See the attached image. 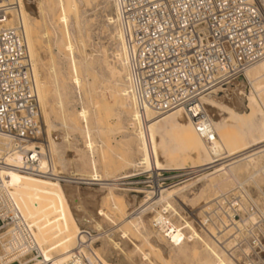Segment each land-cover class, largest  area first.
<instances>
[{
  "label": "built area",
  "instance_id": "built-area-1",
  "mask_svg": "<svg viewBox=\"0 0 264 264\" xmlns=\"http://www.w3.org/2000/svg\"><path fill=\"white\" fill-rule=\"evenodd\" d=\"M113 3L114 25L124 46L127 91L138 111L142 114L149 110L157 116L181 111L193 120V128L205 144L212 145L216 135L202 110L201 99L234 83L245 69L264 58V0H113ZM18 12V0H0V140L8 145L0 150V184L3 174L16 171L78 188L113 186L129 194L144 188L155 196L162 189L175 187L206 170L202 167L137 170L100 181L95 173L92 177H78L54 172L51 163L41 169L39 161L45 155L26 147L28 141L41 133V113ZM15 153L24 158L17 166L7 162V157ZM253 201L237 185L218 194L211 204V213L220 216L214 224L216 231L224 232L232 227L230 222L255 215ZM211 213H207L209 220ZM23 222L17 209L13 215L4 216L0 205V233L10 232L2 241L3 247L16 239L15 234L20 238L16 248L13 247L14 254H3L0 264H10V258L18 253L21 256L17 264L31 263L39 257L30 229ZM154 223V228L159 227ZM232 231L234 235L239 233L238 229ZM113 232L107 228L91 232L81 229L68 263L100 261L93 249L108 235L117 239ZM235 242L236 239L230 249L223 242L220 244L235 264H253L248 258H234L238 249Z\"/></svg>",
  "mask_w": 264,
  "mask_h": 264
},
{
  "label": "rangeland",
  "instance_id": "rangeland-1",
  "mask_svg": "<svg viewBox=\"0 0 264 264\" xmlns=\"http://www.w3.org/2000/svg\"><path fill=\"white\" fill-rule=\"evenodd\" d=\"M40 1L41 11L34 16L35 22L33 25L35 35L38 39L35 57L37 72L39 80L44 83L46 90L44 100L48 114L46 115L44 111L45 121L46 118H48L52 126H54L56 133L61 136L63 129L61 128V118L54 105V91L56 83L53 77L57 75V80L67 82L69 67L66 60V52L63 51L61 46L62 32L60 25L56 20L58 15V7L57 5L55 6L56 0ZM112 5L111 0H83V3L78 7V10L80 9V12L78 11L79 18L83 21L80 24L79 34L81 43L78 44L79 51L77 60L78 65L81 67L78 73L82 76L81 97L89 109H91L93 105H97L92 110L93 113L90 116V120L95 125H92L93 128L95 127L92 135L98 142V145L100 142L102 143V145H100L105 153V160L101 161V155L99 154L100 151H96L95 160L98 170L101 174L106 173L107 176L105 179L108 180L116 175L128 172L131 173L133 165L137 162L138 158L135 153V143L131 133L132 129L128 126L124 113H122L119 108H116L119 105V98L115 96L114 92L119 89L120 85L118 84H121V79H111L108 74V68L113 65L111 63L112 55L115 53L117 46V42L112 39L113 30L111 22H109L111 20L108 21V18L111 19L114 14V8ZM82 26L83 28H81ZM82 67L87 68V76L83 75ZM91 82L93 84L91 87L92 90L87 86L90 85ZM75 97L76 96H74V102L72 103L73 111L70 110V115L72 114V117H75V113L78 111L74 105ZM242 106H238L236 108L230 107L229 109V106L227 108L226 105H223L218 110V114H216L217 117H214L213 123L215 122L214 124L218 126L220 124L219 127L221 128L218 130L221 131L219 132L220 139L223 138V140L221 139L222 145L218 144L214 151H212L211 155H208L207 150L202 144L196 142L194 134L190 129L187 127H177L174 119H165V124L168 127L161 128L159 126H155L153 131L158 144H161V148L159 150V153L161 152L159 154V161L162 166H165L164 169L167 167V169L173 170L197 167L206 169L202 173L186 179L184 182H181V184L175 187L170 189L167 188L169 191H175L176 193L172 194L171 198L173 208L184 218L185 221L189 222L193 226V229L200 236L203 242L200 240H196L195 242L190 241L187 238L190 236L191 232L185 230L183 231L185 235V246L183 245L182 248H186V251L181 248L182 250L180 252L177 248L169 247L166 242L167 238L166 241L161 238L163 235L162 232L158 228H154L152 223L153 217L156 216L157 213L162 212L161 204L152 205V207L148 206L149 208L146 207V209L148 208L147 210L144 206L141 208H144V211L142 210L143 212L138 215L136 211L138 212L141 210H138V207L143 199V195H138V198L135 201L136 205L134 204L133 206L134 208H122L119 210L120 213H118V211L114 212L116 210L112 211V220L114 221L113 224L108 221H100L101 230L104 228H107L110 231L114 230L115 233L113 232V234L118 237L117 239L112 240L113 236L108 235V239H102L95 246V249H93L103 264H129L130 261L137 260L140 255V252L137 250L125 249L122 243L120 244V248L124 250L126 255L129 253L127 256L124 255L120 249L114 248L113 246V242L116 243L119 241L121 231H125V229L130 231L129 229L131 228L127 224V220H125L130 215H132L133 218L140 217L143 221L144 227L139 230L131 229V232L128 233L129 236L138 242L140 250H146V252L150 253L151 258L156 264H202V261L205 258V244L214 247V250L224 261L227 260L225 257L226 254V256H228L235 264L236 262L228 254L227 250L221 248V244L217 243L218 246H220L219 248L224 251V253L219 251V249L214 245L213 242L216 238L214 237L212 230L208 228V226L211 225L217 233L214 224L219 221L220 216L211 213V204L213 199L220 194L219 191L225 192L236 185L235 178L236 180L238 179V181L242 182L241 185H244V189L254 200L257 213L253 216V218H251V222L249 221V223L243 227L241 232L235 234L237 235V238L234 245L237 244L236 248L238 249L234 254V258H248L253 262V264H264V180L259 181L258 179H255L256 184L258 185L257 187L256 184L248 179V176L253 171V166L255 167L259 163L258 159L260 158L256 156L254 163L247 159L244 160L246 156L264 149V126L262 123L264 122V115L259 111L257 104L251 100L246 99ZM67 113H69V110ZM76 127L77 130L74 131L72 137L75 139V147L77 149H82L83 145L79 130L81 128V124L79 121H76ZM223 130L226 131L225 134L222 132ZM126 133L129 134L130 137L125 139ZM125 140L130 144V148H132L129 155H125L127 160L133 161L132 166H126L119 162V160L117 161V154L120 153L118 149H122L121 145L123 146V144L126 143ZM225 147H229L230 149H233V152H237L233 156H226L224 154ZM62 152L63 154L65 153L64 157H66V154H68L67 151L63 150ZM73 154L74 155L70 157L71 161L66 158L64 165H58L61 172L87 175L90 168L88 167L86 160L83 161L84 163H80L77 161L79 155L76 153ZM239 159L243 160L240 163H233ZM232 163L234 167L230 166ZM230 167L231 169L233 167L232 174H229L226 171V169ZM213 174L214 176L211 177ZM229 175H233L235 178H231ZM12 176L30 191L42 190L41 187L45 186L35 183L28 177H18V175L15 174H12ZM78 190L80 192L97 193L100 194V197H104L107 194L105 189L98 188H79ZM112 193L114 195H120V197L125 200L129 199L130 196L133 195L117 190H112ZM206 202L208 203L206 204ZM245 204L246 203H244V205ZM208 206L209 208H207ZM37 210L39 211V208L35 209V213L33 214L35 217L32 215L31 219L26 217V220L32 224L37 213L36 222L39 225L36 223L35 229L38 230L39 228V231L36 232L34 230V232L39 242L42 244L43 249L45 251H49L53 256H55L59 253L55 243L59 239L64 240L70 237V241H73H71L72 244L70 243L69 246L70 248H74L75 237L63 220L61 219L60 225L57 226L59 234L55 235L53 234V226L48 224L47 218L40 212L41 209L39 211L40 213H38ZM207 213H211L209 215L210 220L207 219ZM166 214L168 219L170 218L169 220L174 224L179 225L183 223L182 221H179V219L172 212ZM43 217L45 218L42 219ZM122 218L124 219L122 220ZM244 218H247V216H244ZM41 219L45 221H41L42 223H39ZM114 224H116V226H114ZM143 231L146 232L148 236H154L158 239L164 248L163 256L159 252L152 253L148 246L144 247L147 244L142 238L141 232ZM181 253H183V255H181ZM154 254L157 257H154Z\"/></svg>",
  "mask_w": 264,
  "mask_h": 264
},
{
  "label": "bare ground",
  "instance_id": "bare-ground-1",
  "mask_svg": "<svg viewBox=\"0 0 264 264\" xmlns=\"http://www.w3.org/2000/svg\"><path fill=\"white\" fill-rule=\"evenodd\" d=\"M18 3H19L18 19L19 22L21 23L23 30V35L25 39V44L28 52V57H29L33 81H34L35 95L41 113V117H40L41 133L35 139L27 142L26 144L27 149L29 150L31 148H36L39 150L41 154H44L45 157H43L39 161L40 168L43 169L47 165L49 166V163H51L54 172H58V171L61 172V169L58 165H64L66 158H68V160L71 161L70 157L74 155L73 153H76L77 155H79V158L77 160L78 162L81 163L86 160L87 165L90 168L89 173L87 175H77L75 173L73 174L67 173L68 175L78 176V177H92L93 173H95V177L97 178V180L108 181V179H105L107 174L106 173L101 174V172L97 168L96 160H95L96 151H100V153L99 152L98 153L101 155V161L105 160V156H104L105 153L101 146L102 143L100 142L101 145L100 144L98 145V142L95 140L94 136L92 135L93 129H95V127L94 128L92 127L94 123H92V121L90 120V116L93 113L92 110L97 105H93L91 109H89L87 104L83 101L81 97L82 76H80V74L78 73L81 67L78 65L77 60H78V51H79L78 44L81 43L80 34H79L80 26H81L80 24L83 21L80 20L79 18L78 11L80 9L78 10V7L83 3V0H56V4H55V6L57 5L58 7V15L56 17V20L57 23L60 25L62 32L61 46L63 48V51L66 52V60L69 67V76L67 82L57 80V75L53 77L56 83V87L54 91V97H55L54 105L57 108L58 115L61 118V128L63 129V133L61 134V136L56 133L54 126H52L48 118H46L45 121L44 111L46 115L48 114V110L46 108V104L44 100L46 95L45 94L46 90L44 87V83L39 80L38 72H37V63L35 59L36 45L38 43V39L37 36L35 35L33 25L35 22L34 16L41 11V1L18 0ZM111 3L113 4L112 6L114 8V14L111 19L108 18V21L111 20L109 22H111V26L113 30L112 39L117 42V46L115 53L112 55L111 63L113 65L108 68V74L111 79H116V78L121 79V84H118L120 85L119 89L115 92L113 91L115 93V96L119 98V102H118L119 105L116 108H119L121 112L124 113V115L126 116V120L128 122V126L132 129L131 133L133 135V139L135 143V153L138 157L137 162L134 165L132 164L133 161L127 160L125 155H129V153L132 151L131 150L132 148H130V144L127 143V141L125 140L126 143H124L123 146L121 145L122 149L121 150L118 149L120 153L117 154V161L119 160V162H121L126 166L133 165L132 168L133 170L131 172L137 170H144V171L161 170L165 168V166H162L159 161V154L161 153V152L159 153V150L161 148L160 147L161 144L160 145L158 144V141L154 136L153 131L155 129V126H159L161 128L168 127L165 124V119L167 118L174 119L177 127L180 128L187 127L188 129H190L194 134L196 142L202 144L207 150L208 155H211L212 151H214V149L218 144L222 145L221 139L223 140V138L220 139L219 132L221 131L218 130L219 128H221L219 127L220 124L218 126L214 124L215 122L213 123V119L216 116V114H218V110L221 108V106L226 105L227 108L229 106V109L230 107L236 108L238 106H242L244 104V101L247 99L256 103L259 108V111L264 115V58L259 62H257L256 64L245 69L241 74V76L234 83H230L226 85L224 88L217 90L201 99L203 105L202 110L204 111L205 115L208 117L211 123L212 130L216 135L215 141L213 142L212 145L205 144V142L201 139V137L195 132V129L193 128V120L182 114L181 111H174L157 116L151 113L149 110H146L144 113L141 114L138 111L137 107L135 106L132 98L130 97L127 91L126 70L124 63V46L122 44L121 36L116 26L114 25V15L116 13L115 10L116 6L113 3V0H111ZM81 28H83V26ZM82 72L83 75L87 76L88 74L87 68L82 67ZM92 85L93 84L91 82L90 85L87 86L89 89H91ZM74 96H76L74 105L78 111H76L75 117H72V114L70 115L71 112L70 110H72L73 107L72 103L74 102L73 101ZM68 110L69 113H67ZM76 121H79L81 124V128L79 130H80L81 142L83 145L82 149H77L75 147V139L74 137H72L74 131L77 130ZM262 123L264 126V122ZM222 132H224L225 134L226 131L223 130ZM127 137H130V135L126 133L125 139ZM7 147H8L7 143L0 140V150H4ZM63 150L67 151L68 153L66 154V157H64L65 153L63 154L62 152ZM224 150H225L224 154L226 156H233L237 152L236 150H235L236 152H233V149H230L229 147L228 148L225 147ZM256 156L260 158L258 159L259 163L257 164L260 165L257 166L255 164L257 167L255 166L256 167L255 168L253 166V171L251 170L252 173L248 176V179L252 181L254 184H256L255 179H258L259 181L264 180V149L252 153L244 158V160L247 159L250 160L252 163H254ZM23 159L24 158L21 153H15L7 157V162L14 166H17L23 161ZM242 160L243 159L241 160L239 159L238 161H234L233 163L235 164L240 163ZM233 163L230 166L234 167ZM233 167L232 169L231 167L226 169L227 173L232 174ZM169 170H173V169H169ZM12 174L18 175V177L20 176L28 177L32 179L35 183L45 186L41 187L42 190L30 191L26 187H24L21 183H19L12 176ZM125 174L116 175L109 180H112L114 178L120 177ZM233 175L232 176L229 175V176L231 178H235L233 177ZM213 176L214 174L211 177ZM235 182L237 186L244 188L243 187L244 185L242 186L241 185L242 182L238 181V179L236 180L235 178ZM71 186L72 185L61 184L56 180H51L48 178L36 176L29 173L7 171L5 174H3L2 183L0 184V205L3 208V214L4 216L13 215L15 209L19 211V213L23 218L24 221L23 223H25L26 226L30 229L31 232L30 235L32 237L33 243L37 247V253L39 256L37 259H34L33 262L31 263H27L25 261L24 262L19 261V264H69L68 261L70 260L71 253L74 249V248H70L69 246L71 241H73V240L70 241L71 237L70 238L65 237L66 239L64 240L59 239L55 243L56 248L59 251V253L55 256H53L49 251H45L43 249L42 244L39 242L34 232V230L36 232L39 231V228L38 230L35 229L37 223L36 222L37 213H36V218L32 222V224L26 220V217L31 219L32 215L35 213L36 208H39V211L41 209L40 212L41 214H43V216L47 218L48 224L53 226L52 228L53 234L55 235L59 234V231L57 230V226L60 225L61 223L60 221L62 219L63 222L67 225V227L71 230L70 232H72L73 236L75 237V244H76L81 229L88 230L90 232L94 230H100L101 229L100 221L102 220L108 221L109 223L113 224L114 221L112 220V215H113L112 211L116 210L114 212L118 211V213H120L119 210L122 208H128V209L134 208L133 206L134 204L136 205L135 201L137 200L138 195H143V199L140 202V206L138 207V210L144 206H145L144 208L146 209V207L148 206L152 207V205L161 204L162 212L157 213L156 216L153 217L152 223L153 225L155 224L154 222H157V224H159V227L157 228L163 234L161 238H163L165 241L167 238L166 242L169 245V247L177 248L178 250H180V252L182 249L186 251L185 250L186 248H182L185 240V235L183 231L185 230L191 232L190 236L187 239H189L192 242H195L196 240H200L201 242H203L200 236L193 229V226L189 222L185 221L184 218L173 208L171 198H172V194H174L175 191H171V190L169 191L167 188H165L162 189L159 192V194L152 196L151 193L146 189H137L133 193V195L130 196L129 198L130 200L129 199L125 200L122 197H120V195H114L112 193V190H117L123 193L126 191L119 190L113 186H107L105 188L107 194L104 197H100V194L97 193L80 192L78 190L79 189L78 187L75 186L71 187ZM219 192L221 193L222 191ZM208 202H206V204ZM207 208H209V206ZM143 209H141L138 212L136 211V213L140 215L144 211ZM39 211L38 213H40ZM170 212H172L179 219V221H182L183 223L176 225L169 220L170 218L168 219L167 216L163 215V213H170ZM33 216L35 217V215ZM253 216L254 214H248L247 218H241L240 221H234L233 223L230 222L229 226L232 225V227L228 230H225L224 232L220 231L221 233H219L218 231L216 233L214 229L211 227V225L208 226V228L212 230L213 235L216 238L213 243L219 249V251L224 253V251H222L219 248L220 246H218L217 244L218 241L219 244L223 242L224 247L230 249L232 247L233 241L237 238V235H234L232 230L238 229L240 232V230L243 229V227L247 223H249V221L251 220V218H253ZM45 217H43L42 219H44ZM42 219L39 221V223L41 221H45ZM123 219L124 218H122V220ZM125 220H127L126 222L131 229L139 230L144 227L143 221L141 220L140 217L133 218L132 215H130ZM166 222L168 224H165ZM114 226H116V224H114ZM131 229H129L130 231L126 229L125 231L124 230L121 231L119 241L116 243L113 242L114 248L120 249V251L123 252L124 255H126L124 250L120 248V244L122 243L124 248L127 250H135V251L137 250L140 252V255L138 256L137 260L135 261L132 260L130 261L129 264H156L155 261L151 258L150 253L146 252V250L145 251L140 250V246L138 242L129 236L128 233L131 232ZM141 233L144 242L147 244L144 247L148 246L149 250L152 251V253L159 252L163 256L164 248L162 244H160L158 239H156L154 236L153 237L148 236L147 233L144 231ZM9 234L10 232L0 233V259L3 256V254L7 255L8 253L11 252L12 254H14L13 247L16 248L17 242H20L19 236L15 234L14 238L16 239L11 240L6 247H3L2 241L6 240ZM228 237L232 239L230 240ZM107 238H109V236ZM205 246H206V249L204 251L205 258L203 259L202 264H234L233 261L228 256H226V254L225 257L227 258V260L224 261L221 258V256L214 250V247L208 244H205ZM183 253H181V255H183ZM20 256L21 255L18 253L15 254L12 258H10V264H17L16 262ZM154 257L157 256H155L154 254ZM91 262L92 264H103L101 261H95L92 259Z\"/></svg>",
  "mask_w": 264,
  "mask_h": 264
}]
</instances>
